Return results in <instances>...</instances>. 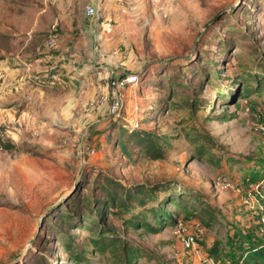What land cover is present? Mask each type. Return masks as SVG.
Returning <instances> with one entry per match:
<instances>
[{"label":"rangeland","instance_id":"374dc122","mask_svg":"<svg viewBox=\"0 0 264 264\" xmlns=\"http://www.w3.org/2000/svg\"><path fill=\"white\" fill-rule=\"evenodd\" d=\"M32 2L43 4L0 0V61L40 43L51 69L74 60L96 70L105 88L80 104L65 101L64 110L46 78L36 91L0 94L3 129L6 120L21 121L2 139L15 146L0 147V264H125L122 249L101 252L91 244L100 230L137 247L135 264H212L233 257L237 232L262 238L256 216L264 185L248 175L264 171V0H103L98 19L84 5L77 28L63 15L40 20L43 28L28 35L31 21L17 13L30 16ZM131 73L136 83L113 113L112 80ZM255 77L261 88L240 95ZM176 80L180 93L167 96L165 85ZM126 127L172 135L165 157L132 147L131 157L123 156L112 140L124 138ZM198 133L207 139H189ZM197 143L206 145L203 156ZM86 147L94 151L84 156ZM105 175L131 184L173 181L159 197L177 193L175 184L194 189L217 209L215 223L207 227L180 212L176 224L154 233L127 224L130 213L121 209L85 208L93 187L101 196ZM217 176L230 184L216 186ZM215 241L213 255L208 247Z\"/></svg>","mask_w":264,"mask_h":264},{"label":"trees","instance_id":"16d2710c","mask_svg":"<svg viewBox=\"0 0 264 264\" xmlns=\"http://www.w3.org/2000/svg\"><path fill=\"white\" fill-rule=\"evenodd\" d=\"M255 80L254 83L245 82L242 85V93L240 95L244 96L251 91L259 90L261 88V81L257 77H255ZM165 88L167 96H173L180 93L181 83H178V80H176L173 83L165 85ZM192 102L194 103V100L190 99L191 104ZM1 129H3V126L0 125ZM125 129L124 138L119 133L112 140L115 146H119L123 156L131 157L130 148L132 147L134 149L137 148L144 156L151 159L165 157L167 148L171 145L172 135L151 131L143 127H126ZM108 137L111 138L112 135ZM189 139L192 141L207 139V136L204 133H198V136L189 137ZM14 146L15 143L12 140H2L0 137L1 148L10 149ZM196 148L197 154L203 156L206 145L197 143ZM262 177H264V171L248 175V179L252 181L260 180ZM170 182L172 183L173 181L160 179L155 182L138 181L131 184L122 182L120 178L105 175L103 180L98 183L101 196H97L95 193L96 188L93 187L91 192L92 197L89 199L90 197L87 198L86 196L84 205L85 208L88 206L96 208L95 205H98L99 213L101 205L106 209L111 206L129 212L130 214L124 217L127 224L133 228L144 226L147 230L154 233L161 231L168 224H176L180 212H184L185 215H192L194 218H198L205 226L212 227L216 220L217 209L213 204L206 201L198 191L175 184L177 193L167 192L162 197L158 196L156 192L158 190H166ZM260 200L262 207L258 210L256 217L259 227L263 230V237H255L251 233L243 234L237 232L234 240L233 257L217 259L212 264H264V197H260ZM137 206L140 208L135 211L134 209ZM102 214L99 215L101 216ZM91 241V244L101 252L108 249L116 252L119 248L122 249L125 264H135L134 257L137 253V247L128 241L112 233L106 235L102 230ZM119 242L121 244L117 245ZM208 248L210 253L215 255L218 253V242L215 241ZM74 256L75 258L79 257L78 254Z\"/></svg>","mask_w":264,"mask_h":264},{"label":"crops","instance_id":"0c3cea01","mask_svg":"<svg viewBox=\"0 0 264 264\" xmlns=\"http://www.w3.org/2000/svg\"><path fill=\"white\" fill-rule=\"evenodd\" d=\"M41 1H43V4L40 2L39 6H36L38 3L36 4L35 2H32L33 4H35V7L31 9L30 16H24L25 12L20 13L18 12L20 9L16 8V11L18 12L17 14L19 16L18 19H23V17H25L26 19L31 21L29 26L25 27L28 35H31L33 32H35V30L39 31L40 28H43V26H41V24L39 23L40 20H52L53 18L56 20L61 18V16L63 15L65 16V19H71L73 23L74 21H76L75 27L77 28V20L79 17L81 6H84L86 4L98 3L102 9L103 2V0ZM15 2L17 4H21L23 0H15ZM27 3L30 4V2ZM47 13H57L58 16H56V14L54 16L53 14L49 16ZM16 27L20 28L18 24H16ZM22 31L23 30L21 29L18 32ZM7 34L11 35L14 34V32H7ZM19 47L20 46H18L17 48ZM20 48L21 49L15 50L16 53L14 56L5 54V56L3 57L8 58L1 59L0 61V77L3 76L0 85V88L2 90V92L0 93L1 95L5 92V90L10 91V93H13V91L15 90L20 93L21 90L27 89L36 91L37 89H40L41 86L39 85V81L46 78L48 83H50L51 85V88L48 89H51V91L57 95V102L60 103L57 105L58 110H64V108H66L68 104L72 102L74 103V100H76L77 103L80 104L81 100H83L84 98L93 99L95 94L98 95V93L100 94L101 92H104L105 85L98 81L100 77L97 76V72H95L96 70L88 72L87 65H79L74 60L68 62L66 60H63L58 65L59 69L53 70L51 69V67L52 64L55 63H51L47 61V59H44V61L42 60L45 57L43 54L45 52L46 55L49 53L47 49H44V46H42V44L33 42L28 46L23 45ZM19 50H21V52ZM2 51L6 52V50ZM97 83H101L98 84L100 85V88L98 87V85H95ZM55 85L59 86L56 90L53 89ZM89 95L90 97L88 98ZM65 101H69V103L66 105V103H64ZM5 113L10 117L13 112L11 110H7Z\"/></svg>","mask_w":264,"mask_h":264},{"label":"built area","instance_id":"2783aa9c","mask_svg":"<svg viewBox=\"0 0 264 264\" xmlns=\"http://www.w3.org/2000/svg\"><path fill=\"white\" fill-rule=\"evenodd\" d=\"M84 11L87 15L94 16V17L98 18L99 14L101 12V7L98 3L86 4L84 7ZM164 13H166V12H164ZM136 80H137V76L134 73L126 74L122 78H117V79L112 80L111 104H110L111 112L114 113V112L118 111V109L121 107L122 101H123V92H124L123 90L128 85L135 84ZM18 125H21L20 119H15L13 121H10V120L4 121V126L6 127V129L4 128V129L0 130V137L2 139H4L6 137V131L8 130V127L17 128ZM261 128L264 130V125H262ZM32 131H33L34 135L39 134V130L37 128L32 129ZM93 151H94V149L90 148V147L83 148L82 149V155L85 156L86 154H91ZM229 184L230 183L226 182L225 178H223L222 176L216 177V181H215L216 186H227ZM256 184H262V186H263L264 185V177L262 179H260V181H258V183H256ZM251 185H252V183H251Z\"/></svg>","mask_w":264,"mask_h":264}]
</instances>
